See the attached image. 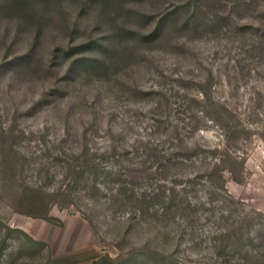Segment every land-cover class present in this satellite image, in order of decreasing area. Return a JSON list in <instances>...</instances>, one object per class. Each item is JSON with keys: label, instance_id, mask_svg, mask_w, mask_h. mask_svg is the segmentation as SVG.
<instances>
[{"label": "rangeland", "instance_id": "obj_1", "mask_svg": "<svg viewBox=\"0 0 264 264\" xmlns=\"http://www.w3.org/2000/svg\"><path fill=\"white\" fill-rule=\"evenodd\" d=\"M0 264H264V0H0Z\"/></svg>", "mask_w": 264, "mask_h": 264}]
</instances>
